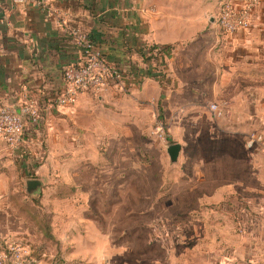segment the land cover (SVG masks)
<instances>
[{
	"label": "crops",
	"instance_id": "obj_1",
	"mask_svg": "<svg viewBox=\"0 0 264 264\" xmlns=\"http://www.w3.org/2000/svg\"><path fill=\"white\" fill-rule=\"evenodd\" d=\"M222 1L46 0L45 6L22 7L0 0V106L19 111L23 103L33 100L41 110L36 124L24 118L16 147L0 140V199L12 195V189L5 192V188L13 187L18 173H28L23 179L24 190L26 180L39 179L38 159L40 164L45 162L46 152L52 156L56 150L67 157V177L62 184L66 194L52 192L49 197L56 203L66 199L68 230L56 237L53 215L46 214L49 233L38 228V251L42 254L65 252L66 264H241L264 258V230L252 229L249 235L239 233L228 240L230 224L218 233L226 237L223 242L229 254L218 262L213 250L206 249L212 245L202 246L206 252L184 245L162 249L158 245L161 234L156 230L152 241L140 249L138 228L123 227V222L137 217L132 216L131 208L124 216L126 200L121 195H107L108 163L112 156L114 160L122 156V142L131 141L139 127L154 125L157 116L169 119L172 110L178 111L179 117L184 112L186 119L194 111V134L218 119L228 129H238L227 134L229 146L234 141L237 149L229 150L227 143L219 150L233 161L220 168L227 174L226 182L218 186L221 194L204 192L199 177L194 176V210L200 212L202 205L225 210L231 205L226 197L232 190V171L238 179L234 187L246 188L247 146L237 138L247 125L264 134V0L248 30L227 36L221 35L213 22ZM73 26L90 35L105 60L123 72V80L99 95L84 92L75 104L57 106L54 99L64 87L63 69L80 60L79 48L67 31ZM153 45L157 48H150L145 56L155 60L143 61L140 50ZM212 104L222 110L220 116L210 108ZM112 144L118 150L112 149ZM252 152L251 172L256 181L264 174V147ZM213 153L194 147V174L213 170L202 159ZM206 184L207 190L214 189L213 182ZM113 185L120 189L116 179ZM43 188L42 182L39 194H26L41 204ZM12 220H18L17 215ZM21 231L34 232L29 228ZM12 232L13 228L0 230V236ZM194 235L215 234L200 230ZM49 247L55 250L51 253Z\"/></svg>",
	"mask_w": 264,
	"mask_h": 264
},
{
	"label": "rangeland",
	"instance_id": "obj_2",
	"mask_svg": "<svg viewBox=\"0 0 264 264\" xmlns=\"http://www.w3.org/2000/svg\"><path fill=\"white\" fill-rule=\"evenodd\" d=\"M192 113L191 118L187 117V119L184 112L179 117L178 111L173 110L169 113V119L164 120L157 116L154 125L139 127L138 132L132 133L131 141L122 142V156L115 160L112 156V161L108 163L107 195L115 196V192L121 195L126 200L122 205L124 216L129 214L130 209L127 210V208H131L132 216L137 217L133 221L123 222V227L124 229L138 228L140 249L144 248V244L152 241V232L156 230L161 234L158 245L162 249L174 246L178 248L183 245L188 248L197 246L205 252L206 249H212V256L218 262L223 255H229L228 245L223 242L226 237L218 234L228 224L231 230V236L226 238L228 240L235 239L239 233L249 235L251 231L254 232L253 230L255 232L264 230V218H262L264 217V183L262 182L264 174L256 181L254 180L255 176L251 172L254 164L253 149L246 147L245 164L248 168V173L245 175L247 176L246 188L238 190L234 187L238 179L237 174L232 171L229 174L232 190L226 197L231 205L226 206L225 210H216L215 205H202L200 212H196L194 210V176H196L195 179L199 177V183L202 184L204 192L221 194L222 188L218 186L222 184V181L226 182L227 174L221 172L220 168L226 164H233V161L230 163L219 150L227 143L226 147H229V150L237 149V145H233L234 141L232 146H229L227 134L229 131L238 129L234 126L228 129V126L222 125L218 119L215 124L212 122L202 125L203 131L194 134V111ZM257 130L258 127L252 125L244 126L240 129L239 138H237L238 135L236 138L243 140L244 143L248 134L253 131L258 132ZM176 142L180 143L182 148L178 161L171 163L166 146ZM194 147L214 151L210 156L202 158L206 161L205 165L214 167L213 170L194 174L196 159ZM111 148L118 150L119 147L112 144ZM46 154L48 156H45V162L40 164L38 159L37 174L44 184L42 195L39 197L40 207L31 201L24 190L23 179L28 173H18L13 187L9 185L5 188V192L12 189V195L0 199V230L14 229V232L7 237L0 236V264H66V253L59 251V247L56 248L60 253L56 255L53 252L54 247H49L53 255L38 254L36 250L39 245L38 228L42 227L38 222L39 216L45 217L46 214L52 213L51 221L57 232L56 237L67 232L69 225L66 220V199L56 203L49 197L52 192L66 194V188L62 184L67 177V157L59 155L60 151L56 150L53 151L52 156L47 152ZM114 167L117 169L115 170ZM11 178L12 175L9 176L10 180ZM115 179L120 189H114ZM206 181L213 182L214 189L207 190ZM131 202L134 203L132 206H130ZM208 207L211 210H207ZM201 211L205 214L201 215ZM14 215H17L18 220H12ZM250 220L252 225H249ZM46 221L50 224L47 219ZM23 228H29L34 232L33 234L23 232L21 231ZM200 230L211 231L215 235L195 236V232ZM207 245L212 247L206 249L202 247ZM56 256H64L65 261L62 262L61 257L59 258L61 260H58Z\"/></svg>",
	"mask_w": 264,
	"mask_h": 264
},
{
	"label": "built area",
	"instance_id": "obj_3",
	"mask_svg": "<svg viewBox=\"0 0 264 264\" xmlns=\"http://www.w3.org/2000/svg\"><path fill=\"white\" fill-rule=\"evenodd\" d=\"M16 6H45L46 0H10ZM261 0H223L213 15L217 31L223 35H232L240 30H248L252 24L255 10ZM68 35L80 51L79 64L67 65L63 69L64 87L57 93L54 103L57 106H69L76 103L80 94L89 92L99 95L112 84H120L123 72L105 60L101 50L90 35L79 26L70 27ZM210 108L217 116L222 110L216 105ZM40 106L33 100L22 104L19 111L9 106H0V140L11 147H16L21 140L25 117L31 124H36L41 116ZM249 149L264 147V138L255 131L245 140ZM241 264H264L261 260H248Z\"/></svg>",
	"mask_w": 264,
	"mask_h": 264
},
{
	"label": "water",
	"instance_id": "obj_4",
	"mask_svg": "<svg viewBox=\"0 0 264 264\" xmlns=\"http://www.w3.org/2000/svg\"><path fill=\"white\" fill-rule=\"evenodd\" d=\"M180 143H171L166 146V152L171 163L178 161L181 152ZM42 182L39 179H28L25 181V191L28 195H36L41 192Z\"/></svg>",
	"mask_w": 264,
	"mask_h": 264
},
{
	"label": "trees",
	"instance_id": "obj_5",
	"mask_svg": "<svg viewBox=\"0 0 264 264\" xmlns=\"http://www.w3.org/2000/svg\"><path fill=\"white\" fill-rule=\"evenodd\" d=\"M150 48H152V49L153 48H157V45H153V46H150V47H144L143 49L140 50V52H139L140 53V57H141V59L143 61H147V60L153 61V60H155V58L153 56H148V57L145 56V53L148 52V50ZM32 202L35 205H38V207H40L38 199H33ZM38 220H39L38 222H40V224L42 225V229H47L46 233L48 234L49 233L48 230H49L50 227H49L48 222L46 221L45 217L39 216ZM49 239H53V238H49ZM36 250H37L38 254L41 253L40 251H38V248ZM58 260H61V259H59V257H58Z\"/></svg>",
	"mask_w": 264,
	"mask_h": 264
}]
</instances>
